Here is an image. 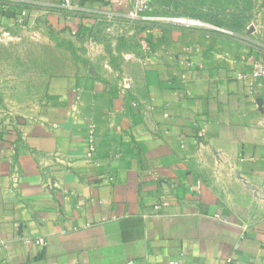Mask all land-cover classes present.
<instances>
[{
    "label": "crops",
    "instance_id": "0c3cea01",
    "mask_svg": "<svg viewBox=\"0 0 264 264\" xmlns=\"http://www.w3.org/2000/svg\"><path fill=\"white\" fill-rule=\"evenodd\" d=\"M76 1L0 0V32L44 40L45 72L55 30L80 32L86 59L137 35L141 58L66 66L29 116L0 107V264H264V81L236 77L264 54L129 19L128 0Z\"/></svg>",
    "mask_w": 264,
    "mask_h": 264
},
{
    "label": "rangeland",
    "instance_id": "374dc122",
    "mask_svg": "<svg viewBox=\"0 0 264 264\" xmlns=\"http://www.w3.org/2000/svg\"><path fill=\"white\" fill-rule=\"evenodd\" d=\"M146 15L156 18V22H168L174 16L197 18L204 23L203 29L240 39L264 54V0L154 1ZM115 32L110 30L109 36H116ZM10 35L19 39H10L0 32V107L11 118L38 112L36 107L40 108L43 103L48 78L52 74L68 73L61 72L66 66L73 70L79 64L94 65L104 54L108 60L116 58L113 63L128 72L136 69L142 54L138 36L133 35L135 38H130L128 46L118 41L113 46L108 40L101 49L89 48L91 61L85 57L88 47L82 44L80 32L73 34L70 30H55L53 61L56 72H45L46 65L51 62V51L50 48L47 51L45 41L39 39L38 44H32L26 28L13 30ZM46 36L45 30L38 32L39 38ZM125 49L133 53V62L118 60L116 54Z\"/></svg>",
    "mask_w": 264,
    "mask_h": 264
},
{
    "label": "built area",
    "instance_id": "2783aa9c",
    "mask_svg": "<svg viewBox=\"0 0 264 264\" xmlns=\"http://www.w3.org/2000/svg\"><path fill=\"white\" fill-rule=\"evenodd\" d=\"M130 10L127 13V18L134 20H157L154 17H150L146 15V12L150 9L151 4L154 1H162V0H128ZM59 7L66 11H77L79 10V5L76 0H59ZM22 15L25 14L24 11L21 12ZM114 15L108 14L107 18H113ZM168 22L173 23L175 25H181L184 27H192V28H203L204 23L197 19L187 16H174L171 17ZM248 68L245 70L239 71L237 73V79L246 81H264V56L262 58L253 57L248 61ZM96 151V143L94 137L90 135L87 139V157H91L94 155ZM158 208V206H156ZM35 243L42 245L44 243V239L39 237L35 240ZM128 264H133L129 262Z\"/></svg>",
    "mask_w": 264,
    "mask_h": 264
}]
</instances>
